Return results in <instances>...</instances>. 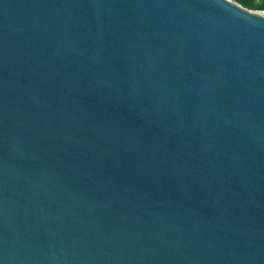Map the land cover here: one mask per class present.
Masks as SVG:
<instances>
[{
    "label": "water",
    "instance_id": "95a60500",
    "mask_svg": "<svg viewBox=\"0 0 264 264\" xmlns=\"http://www.w3.org/2000/svg\"><path fill=\"white\" fill-rule=\"evenodd\" d=\"M0 264H264V10L0 0Z\"/></svg>",
    "mask_w": 264,
    "mask_h": 264
},
{
    "label": "trees",
    "instance_id": "16d2710c",
    "mask_svg": "<svg viewBox=\"0 0 264 264\" xmlns=\"http://www.w3.org/2000/svg\"><path fill=\"white\" fill-rule=\"evenodd\" d=\"M246 7L251 9H262L264 10V0H235Z\"/></svg>",
    "mask_w": 264,
    "mask_h": 264
}]
</instances>
